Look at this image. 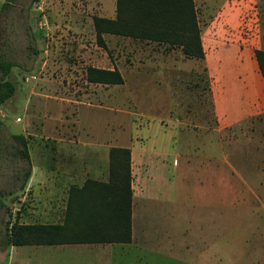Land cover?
Instances as JSON below:
<instances>
[{
    "label": "rangeland",
    "instance_id": "374dc122",
    "mask_svg": "<svg viewBox=\"0 0 264 264\" xmlns=\"http://www.w3.org/2000/svg\"><path fill=\"white\" fill-rule=\"evenodd\" d=\"M193 5L195 38L179 28L150 39L96 27V18L116 19V0H0V57L14 63L8 78L16 84L0 105V238L14 222H62L67 206L88 199L77 188L89 160L68 157L64 141L131 144L163 159L155 202L165 210L149 208L147 226L172 240L173 253L138 247L143 260L128 257V264H222L218 256L224 246L230 255L233 242L252 252L251 263L264 264V109L230 125L216 112L231 109L242 84L261 80L253 70L254 51H264V0ZM89 67L117 68L123 81H88ZM223 87L228 97L217 98ZM12 134L25 136L29 163ZM133 202L137 214L140 202ZM36 247L0 245V264L58 263L45 246L28 257Z\"/></svg>",
    "mask_w": 264,
    "mask_h": 264
},
{
    "label": "trees",
    "instance_id": "16d2710c",
    "mask_svg": "<svg viewBox=\"0 0 264 264\" xmlns=\"http://www.w3.org/2000/svg\"><path fill=\"white\" fill-rule=\"evenodd\" d=\"M37 1V0H34ZM8 5L3 3L2 7ZM116 19L96 18V27L105 23L106 32L127 36L156 39L162 30L189 29L194 38L198 34L193 0H116ZM186 24L184 26H179ZM151 29V33H146ZM189 53L188 45L182 46ZM258 70L264 81V51H254ZM14 63L0 57V105L8 100L16 90L14 81L8 78ZM87 80L110 84L122 83L123 78L117 68H87ZM19 145L20 155L29 163L27 140L22 134H12ZM31 173L27 168L23 185ZM132 175L130 148L112 146L108 153V177L106 181L87 178L77 188L89 197L81 206L71 210L66 207L62 222L17 223L14 222L0 238L1 247L6 245H50L74 242H128L131 238ZM22 185V184H21ZM86 195V194H84ZM73 197H70V201ZM70 203H74L71 201ZM75 204V203H74ZM69 227H66L68 226ZM68 230V232H67ZM72 232L73 237H67Z\"/></svg>",
    "mask_w": 264,
    "mask_h": 264
},
{
    "label": "crops",
    "instance_id": "0c3cea01",
    "mask_svg": "<svg viewBox=\"0 0 264 264\" xmlns=\"http://www.w3.org/2000/svg\"><path fill=\"white\" fill-rule=\"evenodd\" d=\"M220 2V0H213ZM224 2V1H222ZM245 78H248L245 77ZM253 78H261L257 84V80L251 82H245L247 85L240 83L242 86L241 90L237 92L236 99L237 101L233 104L231 109H219L216 108L218 119L222 125H230L236 123L257 112H261L264 109V81L262 76L257 69L253 70ZM229 90L225 87L216 95L217 98L220 96L228 97ZM235 95V94H234ZM84 147L82 150H77L75 147ZM126 147L123 145H119ZM59 147H65L63 150L64 153L68 154V157H72L73 160L77 158H87L89 161L83 162L80 165V172L88 174L86 177L106 181L108 177V153L109 149L112 146L106 144H98L97 141H64L63 144H60ZM130 148L131 153V175H132V202H131V238L128 242H74V243H58L50 245H26L32 250V246H40L35 252H30L27 254L29 257L32 255H39L42 253L41 249L45 247L50 248V250H44L43 254L45 256L56 258L57 264H128V257H137L142 259L145 256L144 251L140 250L135 252V249L139 248H148V254L153 256L159 255L168 252L171 256L172 249V240L167 241L166 238L159 236L160 233L154 229L148 231L147 226V215L146 211L149 208H152L154 213L158 212L160 214L165 207L159 205L155 202L158 198L161 197V192L159 188L161 181L165 182L164 169H163V159H161L162 164L156 162L157 158H154L152 150L146 149L143 146H140L138 149H134L131 144L127 146ZM60 151V150H59ZM153 154V155H152ZM92 159V161L90 160ZM134 162L136 164V173L134 172ZM34 168V167H33ZM31 174V173H30ZM33 174V172H32ZM136 174V186H134L133 176ZM32 176V175H31ZM31 178V177H30ZM29 178V179H30ZM166 186V184H164ZM168 191L170 186L167 187ZM164 187H162L163 191ZM167 197L166 193L163 194V198ZM134 199L139 203L138 213L134 212ZM143 201V202H141ZM224 204V203H223ZM167 209V208H166ZM137 215V216H135ZM136 218V219H135ZM137 221V224L140 229V234L135 239L134 235V223ZM151 226V225H150ZM151 229V228H149ZM152 235L153 241L149 243V236ZM11 247L14 245H10ZM46 248V249H47ZM226 246L223 247L222 253L218 258L222 259V264H225L226 258L232 259V264H254L251 263L249 259L252 258V252H247L239 249L238 244L233 242V252L227 257L223 254ZM226 253V251H224ZM11 253V252H10ZM15 253L9 254L11 259ZM256 255V254H255ZM254 255V256H255ZM253 256V258H254ZM261 257V256H259ZM146 260V258H145ZM247 263H244V261ZM146 263V262H145ZM147 264V263H146ZM227 264V263H226Z\"/></svg>",
    "mask_w": 264,
    "mask_h": 264
},
{
    "label": "clouds",
    "instance_id": "9594fccd",
    "mask_svg": "<svg viewBox=\"0 0 264 264\" xmlns=\"http://www.w3.org/2000/svg\"><path fill=\"white\" fill-rule=\"evenodd\" d=\"M227 264H231V261L229 260V261L227 262Z\"/></svg>",
    "mask_w": 264,
    "mask_h": 264
}]
</instances>
